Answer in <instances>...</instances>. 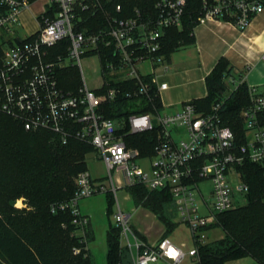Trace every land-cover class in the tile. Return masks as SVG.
I'll return each instance as SVG.
<instances>
[{
	"label": "built area",
	"instance_id": "obj_1",
	"mask_svg": "<svg viewBox=\"0 0 264 264\" xmlns=\"http://www.w3.org/2000/svg\"><path fill=\"white\" fill-rule=\"evenodd\" d=\"M31 3L32 0H0V112L21 121L27 130H48L62 143L77 139L100 152L111 188L93 178L87 169L75 177L77 189L73 197L58 205L61 209L70 207L73 222L81 227L84 245L75 247L74 252L88 248L89 216L80 210L79 199L111 191L116 197L114 216L121 243L133 264H184L187 258L191 259L189 264L199 262V246L209 241L208 233L217 215L233 209L234 197L246 195L249 190L238 165L246 159L264 161V122L260 119L264 89L249 85L251 102L241 111L247 140L241 144L222 117V106L230 92L246 81L234 73L225 77L229 90L209 111L188 100L172 111L164 108L155 113L110 117L106 106L117 100L119 81L136 80L137 87L128 96L148 95L150 83L159 92L168 87L154 70L144 72L142 66L145 61L151 65L166 62L155 53L161 47L165 29L181 27L187 0H158L154 15H144L136 9L134 15L109 18L105 28L89 34L76 29L77 9L86 8V0H44L38 30L25 38H11L8 33L19 24L21 11L30 8ZM117 9L121 6L117 5ZM263 11L264 0H204L198 25L226 22L244 30ZM66 38L69 41H61ZM56 46L62 49L53 51ZM84 55L99 59L102 83L98 87L92 88L86 81L81 63ZM71 65L78 68L80 83L75 89H65L60 84L59 71ZM168 68L166 62L164 70ZM149 75L151 80L147 81L145 77ZM155 129V144L146 153L130 143L133 139L127 141L130 135ZM144 160L148 168L143 166ZM113 171L122 174L119 187ZM233 176L235 181L231 180ZM205 181L211 184L209 198L204 195ZM134 185L171 193L174 221L189 227L193 246L179 245L169 236L150 242L135 231L131 214L117 196L118 188ZM203 208L205 213L201 212Z\"/></svg>",
	"mask_w": 264,
	"mask_h": 264
},
{
	"label": "trees",
	"instance_id": "obj_2",
	"mask_svg": "<svg viewBox=\"0 0 264 264\" xmlns=\"http://www.w3.org/2000/svg\"><path fill=\"white\" fill-rule=\"evenodd\" d=\"M157 1L86 0L88 6L77 9L76 29L89 34L105 28L109 18L131 16L136 9L144 15H154ZM203 1L187 0L181 27L165 29L156 55L169 60L175 50L194 42V29L202 13ZM117 5L121 9L118 10ZM61 49L60 46L53 47V51ZM2 53L0 41V62ZM230 73H233V66L226 57H221L206 76V96L191 101L201 110H211L229 90L225 77ZM145 79L150 81V75ZM59 81L65 89L77 88L80 83L78 68L71 65L61 69ZM117 84L120 93L115 102L106 106L108 116L155 113L165 108L155 84L150 83L148 95L140 96L127 95L137 87L134 78ZM250 102L249 85L243 81L230 92L222 106L223 122L233 129L238 144L247 140L241 111ZM260 119L264 122V111ZM157 133L155 129L130 135L127 141L133 139L130 143L146 153L155 144ZM93 149L91 144L77 139L62 143L48 130H27L21 121L0 112V264H95L89 248L74 252L75 247L84 245L83 235L78 232L81 227L73 222L70 207H58L73 197L77 189L75 177L88 169L86 154ZM238 170L241 179L249 185L245 195L247 203L217 215L210 229L221 227L224 236L200 245V261L195 264H226L230 259L247 256L264 264V161L246 159L238 165ZM127 190L136 206L149 209L164 224L162 237L177 227L179 223L174 221L176 213L169 191L151 190L144 185H134ZM106 193L111 211L115 197L111 191ZM21 197L26 203L19 208L15 202ZM135 231L147 240L144 234ZM90 232L86 227L87 242L88 237H93ZM106 242V264H133L128 249L121 243L120 227L116 222L108 226Z\"/></svg>",
	"mask_w": 264,
	"mask_h": 264
},
{
	"label": "crops",
	"instance_id": "obj_3",
	"mask_svg": "<svg viewBox=\"0 0 264 264\" xmlns=\"http://www.w3.org/2000/svg\"><path fill=\"white\" fill-rule=\"evenodd\" d=\"M43 3L44 0H32L30 8L21 11L19 26L21 30H25L24 38L38 30V16L42 11ZM263 52L264 11L254 16L244 30L226 22L212 21L197 25L194 29V42L178 48L171 54L170 59L166 60L167 64L169 61V68L164 71L172 70L173 74L179 75L186 81L170 84L166 80H162L168 83V87L160 91L165 109L176 110L185 101L206 96V76L221 57H226L229 60L233 66L234 75L242 76L248 85L264 89V60L261 59ZM145 63L148 70L143 71L154 70L156 74V65H151L150 62ZM186 84L187 86H185ZM145 210L152 214L151 223L154 225H151L157 226V234L150 235L151 228L137 217L133 219V227L144 234L148 241L155 242L163 236L165 227L152 211L147 208ZM129 213L132 219L133 214ZM158 222L160 225H157ZM223 236L224 234L215 239ZM247 257L255 261L251 264H258L253 257Z\"/></svg>",
	"mask_w": 264,
	"mask_h": 264
},
{
	"label": "rangeland",
	"instance_id": "obj_4",
	"mask_svg": "<svg viewBox=\"0 0 264 264\" xmlns=\"http://www.w3.org/2000/svg\"><path fill=\"white\" fill-rule=\"evenodd\" d=\"M25 30H21V27L19 24H16V26L13 28L12 32H9L11 38L14 37H21L24 38ZM2 37H0V40ZM174 55V54H173ZM175 57V56H174ZM149 63L148 61H145ZM144 62V63H145ZM82 63V69L86 78L87 83L90 87H98L102 83L101 78V68L99 59L96 56H86L84 55L81 60ZM165 63L160 62L155 67V72L159 76V80H166L170 84H178L179 82L186 81L179 75L172 73V70L165 72ZM169 64V61H168ZM143 64L142 69L144 71L148 70V67ZM187 86V84L185 85ZM163 93V98H164ZM86 161L88 170L93 178H97L99 182L103 183L107 186V188H111V182L109 177V171L108 168L103 160V158L100 155V152L98 150L93 149L89 153L86 154ZM143 166L145 168H148V162L144 160ZM113 177L115 184L119 187L121 184V178L122 174L120 172L113 171ZM231 180L235 181V176L231 177ZM204 185V195L206 198L210 197V187L211 184L209 181H205L203 183ZM114 195V194H113ZM117 196L120 202L122 203L123 207L127 212H131L132 219H131V225L133 227V219H136V217L139 220H142L149 228H151L150 235H156L157 234V226H152L151 220L153 219V216L151 213H148L147 210H145V207L138 206L136 207L133 199L130 197L129 192L126 188L120 187L117 190ZM128 196V197H127ZM235 198V206L244 205L247 203L245 195H237ZM116 199V197H115ZM25 199L23 197L17 199L15 202L16 207H23L25 205ZM79 208L80 210L87 214L90 218V224L87 226V229H89L93 234V237H88V248L90 249V252L92 253L94 257L95 264H106L107 258V242H106V231L110 223H115V213L117 212V204L116 201L114 202V205L112 206L111 211H109V203L107 198L106 192H97L92 194L91 196L83 197L79 199ZM135 209V211H134ZM202 213H205V209H201ZM148 214V215H147ZM154 225V224H153ZM157 225H160L158 222ZM81 232V229L78 231ZM91 234V235H92ZM224 234V231L221 227L215 226L212 227V229L208 233V240H214L215 238L220 237ZM175 243L182 245L183 243L187 247L193 246L194 239L193 235L191 234L189 227L185 225L184 223H179L177 227L168 235ZM240 261V262H239ZM250 261V262H249ZM191 262L190 258H187L184 264H189ZM255 261L252 258L243 257L238 259H230L226 262V264H251ZM152 264H167L163 261L154 262Z\"/></svg>",
	"mask_w": 264,
	"mask_h": 264
}]
</instances>
